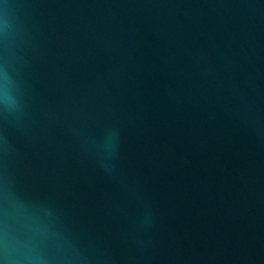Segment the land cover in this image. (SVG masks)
<instances>
[{
	"label": "water",
	"instance_id": "obj_1",
	"mask_svg": "<svg viewBox=\"0 0 264 264\" xmlns=\"http://www.w3.org/2000/svg\"><path fill=\"white\" fill-rule=\"evenodd\" d=\"M0 264H264V0H0Z\"/></svg>",
	"mask_w": 264,
	"mask_h": 264
}]
</instances>
